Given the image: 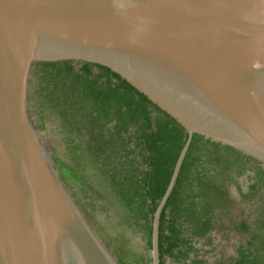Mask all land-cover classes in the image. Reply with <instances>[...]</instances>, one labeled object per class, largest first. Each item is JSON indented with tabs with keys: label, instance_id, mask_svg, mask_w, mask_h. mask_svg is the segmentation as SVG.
Here are the masks:
<instances>
[{
	"label": "water",
	"instance_id": "obj_1",
	"mask_svg": "<svg viewBox=\"0 0 264 264\" xmlns=\"http://www.w3.org/2000/svg\"><path fill=\"white\" fill-rule=\"evenodd\" d=\"M121 75L194 133L264 164V0H0V264H118L29 112L38 62Z\"/></svg>",
	"mask_w": 264,
	"mask_h": 264
},
{
	"label": "trees",
	"instance_id": "obj_2",
	"mask_svg": "<svg viewBox=\"0 0 264 264\" xmlns=\"http://www.w3.org/2000/svg\"><path fill=\"white\" fill-rule=\"evenodd\" d=\"M36 129H51L63 152L52 157L94 232L113 247L118 264H144L96 220L110 214L153 248L155 215L167 194L189 134L121 75L82 61L38 62L29 79ZM239 194L241 215H234ZM239 240L235 255L216 264H264V164L194 133L159 219L160 264H208L197 247L211 234ZM145 264H152L151 259Z\"/></svg>",
	"mask_w": 264,
	"mask_h": 264
},
{
	"label": "rangeland",
	"instance_id": "obj_3",
	"mask_svg": "<svg viewBox=\"0 0 264 264\" xmlns=\"http://www.w3.org/2000/svg\"><path fill=\"white\" fill-rule=\"evenodd\" d=\"M31 117L35 124V117H33L32 115ZM40 135L44 144L52 155L54 153L61 154L63 152L61 144L58 142L56 137H54V134L52 133L51 129L41 131ZM66 186L72 196L74 195L78 197L81 195L80 186L78 184L70 183L66 184ZM230 195L231 198L236 202L233 213L236 216H240L242 206L239 204V194L236 189L232 188ZM86 216L87 215H85V217ZM96 220L100 223L101 226L107 228V232L110 233L112 237H116L118 232H121L120 247L124 252L131 253V255L140 258L141 260H143L144 264L151 259L152 253L147 249L146 243L141 240L138 235L135 234H132L133 236L131 237L133 238L130 240L127 235V232L123 228H119L115 225V219L110 214H107L106 212H96ZM210 237L213 238V244L208 245L206 243V239H201L197 245L200 250V257L206 260L208 264H216V262L219 260H225L235 255V246L238 244L239 240L238 236L235 233H231L228 239H224V235L217 234V232L211 234ZM99 239L103 243L106 242V239H102L100 237ZM112 248L113 247H110L108 248V250L117 260V255L115 254L114 250H112ZM166 264H174V262H172L171 260H167Z\"/></svg>",
	"mask_w": 264,
	"mask_h": 264
},
{
	"label": "flooded vegetation",
	"instance_id": "obj_4",
	"mask_svg": "<svg viewBox=\"0 0 264 264\" xmlns=\"http://www.w3.org/2000/svg\"><path fill=\"white\" fill-rule=\"evenodd\" d=\"M86 218H87V216H86ZM87 220H88V218H87ZM89 222V221H88ZM90 223V222H89ZM91 225V224H90ZM133 233L131 232V231H127V235H128V237L130 238V240L133 238V237H131V236H133L132 235ZM135 235H138L139 236V238L141 239V240H143V238H142V234H135ZM144 241V240H143ZM104 245H105V243H104ZM112 250H114L113 248H112ZM118 258V257H117ZM118 260V259H117Z\"/></svg>",
	"mask_w": 264,
	"mask_h": 264
}]
</instances>
